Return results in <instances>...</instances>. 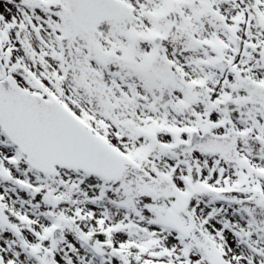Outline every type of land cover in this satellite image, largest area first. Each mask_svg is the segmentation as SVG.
Wrapping results in <instances>:
<instances>
[{"label": "rangeland", "instance_id": "rangeland-1", "mask_svg": "<svg viewBox=\"0 0 264 264\" xmlns=\"http://www.w3.org/2000/svg\"><path fill=\"white\" fill-rule=\"evenodd\" d=\"M231 5H233V8L229 9L228 7ZM170 6L173 10V5L171 4ZM221 7L224 10L225 16L228 15V13L232 14L237 10H241V8L238 7V4L231 2H223L221 3ZM246 7L247 14L246 16L245 14L242 15L243 20H245V18L249 20L253 17H256V20L253 21L250 26H245V38H252V40L259 42L261 39H264V32L262 30L263 25L258 22L255 13H249L248 5H246ZM172 10L166 19H164L165 22L163 23V27L168 30L166 45H168L170 49L177 50L179 45L184 46V42L182 34H175L177 26L171 19L172 12H174V10ZM226 11H228V13H226ZM206 12L207 10L203 11V13ZM200 19L205 26L208 25V19L213 20L208 14L201 15ZM135 22L136 21H127V23H120L117 29H113L107 37H100L99 34L95 32H92L87 36L77 37L78 32L73 29L70 33V44L72 45L73 53L71 52L65 57L67 62V78L65 79L63 67L53 68L52 66L43 63L41 60L40 62H35L32 55H39L40 57L45 51L37 43L36 37L31 36L30 38H25V49H22L19 45V53L16 55L17 58L20 56V70H23L24 68L29 69L37 78H39V85H42V83L45 84L44 92L47 95L52 94L53 90L62 100L68 101V105L77 113V115L85 121H90L99 129L100 125L98 124L97 116L99 115L101 108H105V106L102 105V102L104 103L108 98H112L110 94L111 87L118 86V84L113 79L110 81L105 74L100 75L102 71L99 72V69L88 60L87 54H84L83 51L79 52V46L86 45L89 48L95 46V48H93L95 50L100 45H110L111 40L117 38L118 41L116 44L122 46L121 51H123L122 57H124V60H121L115 71L119 72L124 80L129 83V75L132 73H130V67L127 62L131 61V57L127 56L131 55V53L125 50L123 44H121L123 43L121 34L123 31L125 33L127 28L133 26ZM140 22L143 23V21ZM214 24L217 26L220 24V21L215 19ZM100 25V30H104L105 32L103 23ZM107 25L111 28L108 21ZM141 50H143V48ZM188 50L190 51V49ZM258 50H260V48H258ZM77 55H80L82 58H78ZM45 58L50 60V55L45 53ZM252 62L243 66L241 72L248 75H257V79L263 78L264 81V70L261 71L259 67H256V64ZM114 67L115 65H109L108 69L113 70ZM183 68L185 69V66H183ZM85 77H90V81L92 82L90 83L87 81L88 84L86 89L78 84V81ZM93 86L96 87L97 92L92 91L94 92L91 97L92 99L88 100L86 97L87 95L85 94L88 92L89 87ZM153 89H155V84L153 85ZM240 95L241 96L236 95V98L240 99V102L243 103V107L239 108L238 100L232 99L230 101L235 105L227 109L231 118L235 120L237 117V121L235 124H232L231 121L226 122L225 125L220 128L222 131L228 132L229 130L232 132L234 129V136L237 140L235 141L234 148L229 156V164L228 162H217L214 159L205 157L202 152H199L198 165L193 166V172L196 176L203 177V174L206 173L208 177L210 172H215L216 164L220 167L229 168L232 173L239 172V168L242 165L241 162L243 161L238 157L256 156V159H259L258 156L264 155V145L259 143L260 141L264 142V110L256 112L258 114L257 116L249 107L245 106L246 98H242V94ZM200 98H208V94L204 89H200ZM114 100L117 102L114 116L123 119V133L114 132L110 134L109 137L112 141L110 142L111 145L117 150L116 152L125 162V168L120 178L112 181L111 184L108 185L105 201L96 205V200L102 193L103 186H100L102 182L95 177H81L79 171L64 169H58L54 176L57 183L65 185V188H62V190L65 192L64 196L69 198L68 200H70V204L75 208L79 206L85 210L83 211L85 218L82 219L79 224L80 234H83V232L87 230V234L92 235V237L88 238L90 247L87 249L80 247L77 242L69 236L63 239L60 243H57L56 256L59 263L67 264L64 257L67 258V256H69L75 264H135L137 257L144 252L143 243H146L144 231H146L150 232L152 237H154L150 248L151 254L154 256L153 259L156 258V260H148V258L140 264H158L157 260H160V263L163 264H264V230L255 229L253 236L245 237L246 240L244 242L249 244H242L238 238L235 239L229 235L215 220H211L207 223L213 213L211 212L210 215H203L200 211L202 210V212L206 213L207 210L209 211L211 207H213L209 200L205 199L198 204V202L188 199L184 206L181 203V199H184V197L176 196L175 188L179 186L181 188L178 178L182 176L184 171H187V167L179 162L177 163L170 160L169 157H165L166 153H163L164 151L162 149H153L150 156L148 155V158L143 159L140 152L144 149L140 148H142L144 140H139L137 133H134L132 130V105L129 107V100L124 94L118 96ZM168 102L169 99L164 101L163 105H166ZM200 105V107H198L199 110L204 108L202 103H200ZM241 117L242 120H255L254 122L256 126L260 127V131L243 128L244 125L241 124ZM91 118H93L94 121H91ZM244 131L246 132V136ZM1 140L0 134V141ZM125 154L130 155L133 158V162L128 161ZM186 159L190 162L192 167L190 160L191 156H186ZM254 163L256 164V162ZM258 166H262L264 169V159H261ZM141 178H143V181L145 182L144 188L146 191L143 192L151 198V203L145 204L146 207L151 208L149 211L150 213H146L148 218H142L145 212L137 207L136 197H139L140 195L132 196L130 193V187L134 184H138ZM80 180L84 181L81 186L79 185ZM124 190H126V192ZM130 197H135L134 204L129 202ZM110 199L119 200L126 204L131 211L134 209L135 212H138L139 215L135 218L134 222L136 224L135 226L141 227L142 230L137 227H131L130 229L123 227L122 229L128 232L125 235L114 233V238L111 237V233L105 235V229L114 230L118 225L116 226L113 224L116 219L105 221V216L102 217V215L105 213L108 215L109 212H116L117 215H120L117 219L121 217V212L113 209L108 203V200ZM153 204L156 206L158 204V207L155 208L156 206H153ZM64 207L65 205L62 203V205H58V210L64 211ZM100 207H103L102 209L104 210V213L98 211ZM215 208H218V206H215ZM180 210L181 212L183 211V214H173L171 212ZM188 216L191 217V221H188ZM197 216H200L207 221L199 222L197 221ZM220 216L230 225L234 224V215L229 209L225 208L224 211L220 213ZM108 217L110 219L109 215ZM149 219H154L151 220L153 222L159 221V223L164 224L167 229L164 231H158L157 229L151 228L147 224ZM255 219L257 221L255 222L257 226L264 224V217L260 218L259 214H256ZM168 220L170 221L168 222ZM190 222L193 224L192 231H190V233L186 232L183 235L178 234L180 225H188ZM171 227L177 232L174 231L170 234L169 231ZM240 231L244 233V230L240 229ZM105 237L108 239H103ZM130 237L135 243L134 255L131 256L130 254H127L124 256V260L121 255H113L110 248L113 246L117 247L114 245L117 241H124ZM178 237H180V239H178ZM69 245L72 247V250L78 249L80 253H70V250L67 249H71L68 247ZM245 246H248L249 248H246ZM93 252L97 257L92 255ZM239 255L242 259L238 257ZM235 259L238 260L236 261Z\"/></svg>", "mask_w": 264, "mask_h": 264}, {"label": "water", "instance_id": "water-1", "mask_svg": "<svg viewBox=\"0 0 264 264\" xmlns=\"http://www.w3.org/2000/svg\"><path fill=\"white\" fill-rule=\"evenodd\" d=\"M16 101L17 99L11 94L0 90V120L11 134L18 135V139H23L25 144L32 149L31 143L34 133L33 131L26 129L23 126L35 123L41 125L47 120H45V116L40 115L34 110H31V112L35 115L34 117L29 113L25 114L16 104ZM38 106L40 107L41 111L58 110L57 108H53L52 106H48L45 104H40ZM56 115H62V113L57 111Z\"/></svg>", "mask_w": 264, "mask_h": 264}]
</instances>
